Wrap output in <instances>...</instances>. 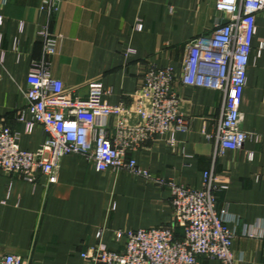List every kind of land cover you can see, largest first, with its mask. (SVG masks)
I'll use <instances>...</instances> for the list:
<instances>
[{
  "label": "crops",
  "instance_id": "0c3cea01",
  "mask_svg": "<svg viewBox=\"0 0 264 264\" xmlns=\"http://www.w3.org/2000/svg\"><path fill=\"white\" fill-rule=\"evenodd\" d=\"M216 3L60 0L49 14L43 0H0V123L19 132L21 149L35 150L45 139L41 124L28 130L19 119L27 76L43 56L42 26L58 36L56 52L49 56L51 74L72 95L86 96L88 80L99 78L110 104H132L150 62L182 72L186 42L223 18ZM256 23L240 106L242 129L252 134L244 146L214 159L215 143L206 133L216 129L221 94L178 79L175 90L191 128L160 134L132 153L141 168L195 188L202 186L205 171L214 168L217 181L228 184L217 192V200L218 208L227 210L228 226L237 232L235 264H264V11ZM115 120L108 119L113 139ZM57 176L49 184L45 176L30 182L0 171V264L7 254L22 256L29 264H88L82 253L98 242L99 230L109 250L122 251L125 239L116 238L118 230L172 220L169 189L127 171H99L84 156L67 154ZM201 263L222 264L214 258Z\"/></svg>",
  "mask_w": 264,
  "mask_h": 264
},
{
  "label": "built area",
  "instance_id": "2783aa9c",
  "mask_svg": "<svg viewBox=\"0 0 264 264\" xmlns=\"http://www.w3.org/2000/svg\"><path fill=\"white\" fill-rule=\"evenodd\" d=\"M59 1L43 0L42 8L50 14ZM216 9L223 18L217 19L214 28L186 42L188 54L182 72L177 74L170 66L150 62L139 89L132 95V104H110L106 100L109 92L99 78L88 80L86 96L72 95L64 82L51 74L49 56L56 52L58 36L47 26L40 29L43 56L32 64L27 76L26 103L19 119L28 130L41 124L45 139L35 150L21 149L19 132L0 123V171L30 182L45 176L52 184L58 179L62 157L77 154L92 161L99 171H127L167 187L172 196L169 224L118 230L116 238L125 239L122 251L109 250L99 230L98 242L82 253L88 264H202V258L235 264L233 244L237 232L228 226L227 210L219 209L217 200V192L226 190L228 184L217 181L214 168L205 171L202 186L195 188L141 168L132 156L160 134L191 128L192 120L183 111L182 97L175 90L178 79L185 86L211 88L221 94L216 129L206 133L207 140L215 143L214 159L227 149L242 148L252 136L242 129L240 106L257 16L264 11V0H217ZM3 20L0 14V24ZM111 117L116 118L115 139L108 125ZM169 141L175 145L173 139ZM3 262L29 264L16 254H7Z\"/></svg>",
  "mask_w": 264,
  "mask_h": 264
}]
</instances>
